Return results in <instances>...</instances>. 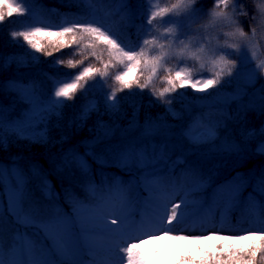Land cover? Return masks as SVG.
<instances>
[{
  "label": "trees",
  "instance_id": "obj_1",
  "mask_svg": "<svg viewBox=\"0 0 264 264\" xmlns=\"http://www.w3.org/2000/svg\"><path fill=\"white\" fill-rule=\"evenodd\" d=\"M178 1L117 2L113 22H119L120 15L127 10L121 20L126 28L120 37L126 44L124 52L129 50L134 63L127 72L129 58L124 53L117 54L104 35L107 19L101 15L95 0H22L24 6L20 7L0 0V57L12 59V68L4 67L0 73V160L18 163L25 173L27 189L23 203L27 209L35 210L47 201L57 202L62 209L73 213L80 201L93 203L91 188L78 177L65 153L71 148L84 151L94 143L102 144L106 135L110 141L138 139L126 151V155H131L138 151L141 141L157 138L145 133L148 124L166 123L170 138L165 151L180 163L181 171L175 168L161 172V185L177 183L188 173L197 181L189 190L195 201L208 199L211 190L217 187L205 174L206 165L199 160V154L224 135L241 144L250 142L254 148L264 138V109L193 104L191 98L201 95L195 84L179 78L173 64L175 58L160 61L162 53L154 46L152 34L160 15ZM213 2L192 0L186 8L195 18L188 20L181 32L189 35L195 48L202 52L208 44L200 41L201 26L206 23L205 11L212 8ZM228 2L225 0L223 7ZM182 12L186 17L185 10ZM234 15L245 28L249 26V12L238 8ZM169 19V28L180 23L176 16ZM40 20L45 27L39 26ZM228 51L225 49L223 54L228 55ZM82 71L84 74L79 76ZM76 78V84L51 109L43 106L33 115L31 120L46 122L42 129L34 125L41 130L35 137L18 125V120L33 107L34 101L30 99L47 104L61 85ZM188 102L192 106L189 111ZM109 130L112 135H108ZM179 145L192 151L179 152ZM258 150L264 151L259 146ZM257 151H246L241 161L235 158L234 152L227 155L223 181L235 172H251V184L244 190L253 188L261 197L258 206L261 233L247 236L246 240L226 236L192 243L185 239L171 252L140 243L134 253L136 263L264 264V189L261 187L264 155L252 154ZM93 163L98 187L105 188L108 181L115 186L117 175L126 183L128 175L135 174L142 196L149 198L141 172L124 163L105 166L95 160ZM36 166L46 173L54 188L50 198L43 191ZM133 201L134 198L130 203ZM245 203L243 195L229 211V216L242 222V229L248 228V222L243 219ZM4 208L0 219V247L2 252L9 253L13 249L15 230H27L29 225L17 218L7 205ZM97 251L99 256H89L95 264H108L101 259V254L119 260V254L125 253L122 248Z\"/></svg>",
  "mask_w": 264,
  "mask_h": 264
},
{
  "label": "rangeland",
  "instance_id": "obj_2",
  "mask_svg": "<svg viewBox=\"0 0 264 264\" xmlns=\"http://www.w3.org/2000/svg\"><path fill=\"white\" fill-rule=\"evenodd\" d=\"M8 1L19 7L24 6L22 0ZM191 1L179 0L158 18L156 30L152 35L154 46L162 53L160 61L175 58L173 64L179 78L195 84L201 95L191 98L193 104L264 109V0H229L227 7H223L225 0H214L212 8H209L204 16L206 23L201 26V38L209 47L201 54L198 53L199 55L194 54L187 35L182 37L181 32V27L188 20L195 18V15H190L186 10ZM95 2L101 15L107 19L105 33L101 31L117 54L123 56L124 53V56L129 58L128 72L134 63L129 50L124 52L126 44L120 38L126 28L125 22L121 20L127 10L122 12L119 22H113V12L119 6L117 2L122 0ZM238 8L251 15L247 28L240 24L234 15ZM182 10H185L187 15L183 26ZM173 16L181 18V22L177 27L169 28V18ZM39 26L46 25L40 20ZM227 48L228 55L216 54L217 51L223 52ZM11 60L9 57H0V73L5 70L4 67L12 68ZM83 74L84 71L80 72L79 76ZM76 82L77 78L61 85L54 98L47 104L43 105L33 98L30 99L34 101L33 107L18 120V125L35 137L41 132L37 127L42 129L46 122L31 120L33 115L43 106L51 109ZM223 83L224 85H221ZM191 107L188 102V111ZM107 133L113 134L110 130ZM145 133L157 138L148 142L141 141L143 143L138 151L131 155H126V151L138 142V139L110 141L107 135L103 137L102 144L94 143L84 151L73 148L66 151L65 155L74 164L78 177L88 182L87 185L93 194V203L80 201L79 205L74 207L73 213L62 209L61 204L57 202L47 201L36 207L38 210L27 209L23 203L27 181L21 167L17 163L0 162V219L7 205L15 216L29 225L27 230L15 231L13 250L8 258L0 249V264H94L87 255L96 253L98 247L109 250L118 247L125 249L124 255L119 254L120 261L102 255V259L109 264H135L132 255L140 243L153 249L171 252L185 239L198 242L203 238L231 236L246 240L247 236L252 235L251 230L244 232L239 221L235 222L232 217L226 219L231 204L243 195L250 202V228L254 231L258 229L257 203L260 196L252 188L243 190L251 184V172H235L224 181L223 178L227 155L234 152L237 156L235 158L241 161L246 151H257L258 146L264 149V138L257 141L254 148L250 142L241 144L224 135L219 142L199 154V160L206 165L205 174L216 182L217 187L211 191L208 200L204 201L202 198L194 202L189 190L196 183V178L188 173L178 183L161 186L158 173L179 166L165 156V148L170 138L168 125L164 122L150 123L146 126ZM182 146L187 147L185 144ZM182 146H178L179 152L187 154L192 151L191 148L183 149ZM252 154L264 155V151L258 150ZM123 158L127 167L143 171L145 183L149 187V200L140 195L135 205L129 204L133 195L139 192L137 177L134 175L128 176L130 181L126 185L123 181L118 185L121 180L116 177L119 180L115 186L108 181L106 188L98 187L93 161L104 166L120 163ZM36 173L50 198L54 188L48 182L46 173L41 171L40 166H36ZM106 190H109L110 194Z\"/></svg>",
  "mask_w": 264,
  "mask_h": 264
}]
</instances>
